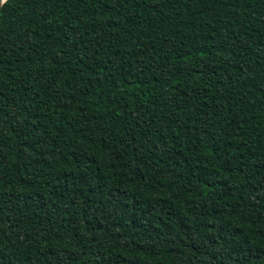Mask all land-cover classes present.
Here are the masks:
<instances>
[{"label":"trees","instance_id":"16d2710c","mask_svg":"<svg viewBox=\"0 0 264 264\" xmlns=\"http://www.w3.org/2000/svg\"><path fill=\"white\" fill-rule=\"evenodd\" d=\"M0 264H264V0H5Z\"/></svg>","mask_w":264,"mask_h":264},{"label":"water","instance_id":"95a60500","mask_svg":"<svg viewBox=\"0 0 264 264\" xmlns=\"http://www.w3.org/2000/svg\"><path fill=\"white\" fill-rule=\"evenodd\" d=\"M4 1L5 0H0V7L2 6V4H3Z\"/></svg>","mask_w":264,"mask_h":264}]
</instances>
